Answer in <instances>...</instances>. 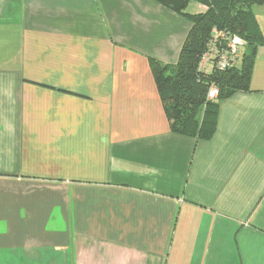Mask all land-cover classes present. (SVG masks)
Here are the masks:
<instances>
[{
  "label": "crops",
  "instance_id": "crops-1",
  "mask_svg": "<svg viewBox=\"0 0 264 264\" xmlns=\"http://www.w3.org/2000/svg\"><path fill=\"white\" fill-rule=\"evenodd\" d=\"M190 26L155 0H0V264H264V46L214 134H177L149 58Z\"/></svg>",
  "mask_w": 264,
  "mask_h": 264
},
{
  "label": "trees",
  "instance_id": "trees-1",
  "mask_svg": "<svg viewBox=\"0 0 264 264\" xmlns=\"http://www.w3.org/2000/svg\"><path fill=\"white\" fill-rule=\"evenodd\" d=\"M155 1L191 24L175 63L149 58L170 130L209 139L216 130L219 101L238 91H250L256 50L264 46V35L252 7L264 5V0ZM191 2L200 6L195 13L186 11ZM216 31L238 35L246 41L240 63L222 70L200 69L201 55ZM211 86L218 92L214 99L207 98Z\"/></svg>",
  "mask_w": 264,
  "mask_h": 264
},
{
  "label": "built area",
  "instance_id": "built-area-1",
  "mask_svg": "<svg viewBox=\"0 0 264 264\" xmlns=\"http://www.w3.org/2000/svg\"><path fill=\"white\" fill-rule=\"evenodd\" d=\"M246 41L238 35L224 34L216 31L214 39L207 46V50L201 55L200 69L216 68L218 70L239 65L242 48ZM217 88L211 86L207 93V98L213 99L217 96Z\"/></svg>",
  "mask_w": 264,
  "mask_h": 264
},
{
  "label": "rangeland",
  "instance_id": "rangeland-1",
  "mask_svg": "<svg viewBox=\"0 0 264 264\" xmlns=\"http://www.w3.org/2000/svg\"><path fill=\"white\" fill-rule=\"evenodd\" d=\"M252 9H253L254 13L257 15V17L263 21V16L262 15L264 14V10H263L264 9V5H254L252 7ZM186 11L189 12V13H195V12L198 11V7H197V5L194 2H191L187 6Z\"/></svg>",
  "mask_w": 264,
  "mask_h": 264
}]
</instances>
